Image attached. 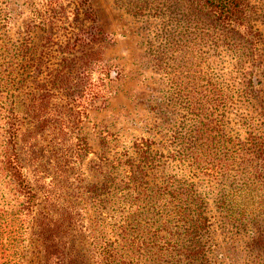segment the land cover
Returning a JSON list of instances; mask_svg holds the SVG:
<instances>
[{
  "label": "rangeland",
  "instance_id": "rangeland-1",
  "mask_svg": "<svg viewBox=\"0 0 264 264\" xmlns=\"http://www.w3.org/2000/svg\"><path fill=\"white\" fill-rule=\"evenodd\" d=\"M129 1L0 0V79L10 107L25 109L65 71L45 104L48 123L29 113L18 122L17 148L41 197L18 263L197 264L185 250L200 246L212 263L264 262V244L255 245L264 240V168L261 178L247 162L213 171L220 152L208 145L219 132L251 148L252 134L264 143V0L243 4L254 45L179 0H150L138 16ZM93 89L102 96L93 100ZM142 139L152 142L146 162ZM204 149L212 155L195 153ZM132 162L143 178L131 180ZM165 185L176 194L193 186L205 199V229L193 234V217L155 215ZM235 195L249 208L240 222L217 205ZM3 196L12 199L0 186V211Z\"/></svg>",
  "mask_w": 264,
  "mask_h": 264
},
{
  "label": "trees",
  "instance_id": "trees-1",
  "mask_svg": "<svg viewBox=\"0 0 264 264\" xmlns=\"http://www.w3.org/2000/svg\"><path fill=\"white\" fill-rule=\"evenodd\" d=\"M163 2H168L167 0H162ZM184 4H189L191 9L190 15L192 13H200L205 16L210 23L220 30L226 32V34L237 35L240 39L248 44L254 45L253 39L255 38V33L252 32L249 21H247L243 4L245 0H179ZM150 0H132L129 1L127 10L134 16L141 15L142 12L149 8ZM79 39V42H86L84 39ZM91 41V39H88ZM23 50V47H22ZM24 67L29 66L28 64L23 65ZM80 68V67H79ZM87 70L86 68L84 71ZM57 75L52 82L48 81L43 84L41 88V94H34L31 100L25 101L26 108L23 107L16 109L10 107L9 100L7 96V91H5V86L2 84V79H0V186L4 187L5 190L10 192L12 199L8 200L7 197L3 196L4 203L2 206L5 208L0 211V264H19L17 255L19 251L21 252L22 244L25 242L29 230H30V220L35 214V210L39 205L41 200L40 190L30 181L27 175L23 161L20 157V152L17 148L19 132L21 126L18 122H21L27 113H29L35 120L36 124L48 123L46 115V103H50L52 99V94L60 89V82L65 77L64 68L57 70ZM83 72H78L77 77ZM115 72V71H114ZM2 73V71H1ZM116 77L119 73H116ZM1 76H4L1 75ZM109 81L112 80L113 70L109 71L108 74ZM69 79L72 77H68ZM52 87L49 89V84ZM80 83V78L77 84ZM39 88V89H40ZM247 90L249 92L255 91L254 79L251 78L247 82ZM92 98L101 97L102 91L97 89L92 90ZM106 94V93H105ZM222 99L221 104L226 101V95L223 91L220 93ZM24 106V105H22ZM195 116H199L197 113H193ZM203 123V120L200 119ZM205 125V124H204ZM208 129V128H207ZM209 130V129H208ZM202 135L208 134L206 129H202ZM216 138H214L215 140ZM213 138H209V144H218L219 154H215L213 159L218 160L217 164H214V168L211 170L218 169L217 172L226 169L229 170L231 167L239 166L241 163H248L252 165L255 171L258 173V178H261V170L264 168V143L262 140H258L255 135L248 139L247 144L252 145L247 146L245 142L236 141L234 138L227 136L224 133L219 132L218 140L212 141ZM240 142V143H239ZM152 142L149 140L142 139L140 143L136 144V147L140 148V157L142 162L151 160L150 150ZM216 149V150H217ZM195 153H202L204 156H211L213 151L209 149H204L202 151H195ZM201 158L198 157L197 161ZM127 173L130 172L131 180L133 178L135 181L139 178H143V169H140V164L129 163ZM133 180V181H134ZM155 196L157 203L152 205L157 208L155 215L166 214V216L179 217L183 222H188L190 217L194 224H192V233L197 234L198 231L205 229L208 224V218L205 215V199L203 197H198L197 192L193 186H190L186 190H182L176 194L174 191H170L169 185L159 188ZM155 193V194H156ZM236 196V195H235ZM183 197H185V202L190 201L191 204L195 205V209H192L190 204L184 207L180 203H183ZM236 197H224L218 202V208L221 213L225 214L231 220H239V222L244 220L247 215L246 200L244 198L238 199ZM231 202V203H230ZM240 208V209H239ZM194 234V233H193ZM264 244L262 238L255 239V245L260 246ZM196 248V247H195ZM262 248V247H261ZM185 257L188 260H192L197 264H218L212 263L206 256L204 250L200 246L198 249L190 251L187 248ZM262 254H264L262 252ZM259 254V258L263 255ZM111 264H136L133 260L125 259L123 261L119 259H114ZM257 264H264L261 263Z\"/></svg>",
  "mask_w": 264,
  "mask_h": 264
}]
</instances>
